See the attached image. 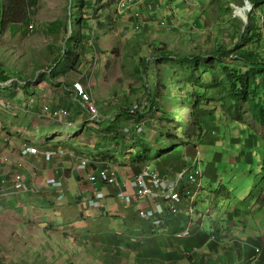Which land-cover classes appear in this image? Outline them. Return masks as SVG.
<instances>
[{"label": "rangeland", "instance_id": "1", "mask_svg": "<svg viewBox=\"0 0 264 264\" xmlns=\"http://www.w3.org/2000/svg\"><path fill=\"white\" fill-rule=\"evenodd\" d=\"M69 1L38 0L30 9L35 25L34 30H28L21 22H15L0 37V76L8 77L10 80L15 78L19 84L0 89V101L5 102L12 110L11 112L0 109L1 133L12 137L14 141H19L20 146L31 143L39 146L45 142L46 132L52 130L56 133L55 137L71 138L69 141L71 144L67 146H71V149L81 152L82 155L96 151L97 149L93 148L96 141L100 142V146L103 145L101 140L103 134L99 130H94V134L88 135V139L86 137L85 140H83L85 138L83 131L91 128L90 126L84 127L83 130L78 127L77 130L83 133L81 135L75 134V131L70 134L77 126L87 125L85 112L77 102L73 88L80 79H85L86 82L87 75L92 73L86 86L92 92L99 108L102 118L101 128L103 120L123 114L126 108L134 105L148 107L149 103L154 102L157 105V111L147 110L142 117L146 124V131L141 137L151 142L158 141L160 144L166 142V146L173 144L182 136L188 140L193 124L190 118L195 109L183 98L174 99L173 80L164 74L165 70H176L177 64H172L168 60L174 59L176 52L206 53L213 50L217 43L231 44L235 27L243 29L239 19H232L235 17V10L231 5L244 7L245 0H167L163 7L156 9L159 19L156 26L153 24L152 17L150 22L153 25L150 26V22L146 24L144 32L134 30L133 14L128 21L126 11L123 16L115 15V6L103 10L102 5H107L106 3L110 0H85L95 5L93 13L88 10V7L83 8V20L88 21L92 18L91 24L98 38L95 58H85L87 61L84 62L82 59L84 54L80 50L75 56L77 61L79 60L76 65L71 62L73 55L66 57L63 63L65 66L61 65L56 75L51 77L57 55V51L53 48L55 45L62 46L70 33ZM228 8L231 9L230 12H227ZM108 21L112 22V28H108ZM161 22L173 23L175 28L160 30L158 26ZM52 25H55L53 32L48 29ZM93 37L94 33L89 40H86L87 46L93 43ZM154 41H158L164 47L167 55H161L154 48L151 53L149 44ZM89 49L90 47L85 51L89 52L88 54H90ZM138 52L140 54L137 56ZM138 57L143 64L138 65ZM143 57L146 61L142 59ZM205 79L210 80L208 75H205ZM155 85L158 90H155ZM30 97L34 102L27 107L30 104L28 103ZM46 106L66 107L70 116L68 119H61L60 122L51 120L50 112L45 109ZM18 111L20 113L17 117L12 116ZM203 114L207 115L206 112ZM170 117L188 125L189 131L182 127L176 131L177 139L169 138L166 135L168 129L177 126L175 122L168 121ZM249 123L252 124L251 121ZM219 124L223 125V122L220 121ZM60 132L62 133L58 134ZM255 132L264 141V128L258 126ZM254 143L255 146L252 149L246 150V153L238 151L237 155L254 154V169L258 171L260 177H263L264 147H261L258 140ZM248 145L249 142H247ZM219 146L224 150V146L219 143L214 145L211 152L220 153ZM175 150L180 151V147ZM191 151L192 149L185 148V156ZM229 151H226V154ZM109 155L116 157L114 153ZM210 160L208 158L203 163V167ZM1 174L2 172L0 188L6 189ZM34 178L36 181V177ZM256 186H264V182ZM17 196L11 195L7 198ZM20 208L0 212V264H51L49 257L44 258L45 243L37 239L36 233L30 232L27 227L28 215L23 211L25 207ZM31 210L39 213L36 209ZM224 220L222 214L221 221L224 222ZM35 221L41 222L38 214ZM209 230L211 233V230L215 231V227Z\"/></svg>", "mask_w": 264, "mask_h": 264}, {"label": "crops", "instance_id": "2", "mask_svg": "<svg viewBox=\"0 0 264 264\" xmlns=\"http://www.w3.org/2000/svg\"><path fill=\"white\" fill-rule=\"evenodd\" d=\"M135 11H140L145 21H149V15H153L146 12L145 7L135 6L127 10L126 20L130 21ZM133 20L134 18L132 22ZM149 24L153 25L151 22ZM30 106L31 104L28 107ZM85 115L87 119L86 112ZM78 127L83 130L88 126L76 128ZM55 134V131L49 130L45 134V142L39 146L31 144L46 151L70 139H60V136L55 137ZM88 135L90 134L85 133L83 140L86 137L88 139ZM19 147L21 148L19 141L3 135L0 130V155L5 157V161L0 164V173L2 172L3 178L15 172L24 173L28 180L31 178L35 181L36 177L35 184L39 192L14 198L3 197L0 200V212L25 207L23 211L28 215L27 227L30 232L37 234L38 240L45 243L44 258L49 257L51 264H251L255 248L260 249L257 264H264V186H254L253 176L245 179L246 175H239L238 178L245 184L227 188L228 179L233 177L226 171L218 173L216 178L209 181L212 186L208 187L206 200L200 197L195 184L191 185L186 179H182L178 189L179 194L183 195L182 213L172 216L166 212L160 217L158 224H153L141 220L139 210L155 208L156 202L163 203L160 197L153 200L144 199L127 207L118 197V189L104 186L98 177L95 184L86 183L80 172L65 174V199L58 201L57 191L43 187L41 181L45 177H55L62 173L61 160L57 158L46 162L42 155L23 158L20 156ZM202 147L204 149L205 145ZM196 148L194 146L192 150ZM219 148L223 151L222 147ZM99 149H102L98 150L99 157L111 152L105 144ZM133 150L126 153H136L139 147ZM205 151L210 152L208 148ZM134 153L121 158L126 159L125 166L111 165L117 171L119 179L126 181L125 191L131 195L134 190L130 187V180L140 169L139 164L129 165L135 157ZM201 157L211 159L207 161L208 164L212 163L211 165L222 163L224 169L238 165L241 161L237 154ZM187 162L189 161L186 157L182 156L177 162L162 166L160 162H147L145 166L142 165L149 167L151 171H160L162 176L169 180H176ZM95 165V171L104 167L98 161ZM253 166L255 167L254 163ZM98 189L107 195L102 208L99 209L92 207L90 203L95 190ZM31 209H36L39 213ZM211 209L214 219L221 220L222 214L225 218L224 222L219 224L217 235L214 234L215 239H211L209 228L195 237L184 236L187 229L194 232L195 225H201ZM36 214L40 223L35 221ZM195 218L196 221L193 222ZM84 220L87 222L86 227L81 226ZM200 238L204 244L199 243ZM224 241L231 242L227 244Z\"/></svg>", "mask_w": 264, "mask_h": 264}, {"label": "trees", "instance_id": "3", "mask_svg": "<svg viewBox=\"0 0 264 264\" xmlns=\"http://www.w3.org/2000/svg\"><path fill=\"white\" fill-rule=\"evenodd\" d=\"M37 1L0 0V37L15 22L23 23L28 30H30L29 26L31 25L33 26L31 30H34L35 25L30 15V9ZM249 1L253 5L255 13L248 16L249 24L245 28L235 27V34L231 37V44L223 45V43H217L213 50L211 49L206 53L176 52L174 59L170 58L168 60L172 64H177L176 70L169 68L171 71L165 70L164 74L173 80L174 99L183 98L187 103L190 102L195 109L190 118L193 124L189 136L190 139L188 138L189 141L183 140L184 137L182 136L179 139L182 141L178 144L174 142L166 146V142L160 144L158 141L151 142L137 139L135 132H132L129 136L124 132L125 126H127L126 121L130 119L128 111H126V113L117 114L104 120L100 132L105 135L102 138L107 147H110V143H114L117 146L122 145L123 148L139 147V150L134 153L133 163L144 165L147 162H154L155 164L160 162L161 166L169 162H177V159L182 158L184 146L187 150L198 146L204 156L212 153H207L208 151L205 150L213 147L217 142H225L226 148H228V151L230 150L228 154H237L238 151L246 153V150H250L255 146V140L261 143L262 148L264 147V141L255 132L258 126L264 128V0ZM69 3L71 9L70 33L66 36L62 46L55 45L53 48L57 51V55L54 59L55 64L50 74L51 77L54 74L56 75V71L61 65H64L66 57L73 55L71 62L76 65L79 61L75 57L77 52L79 53L80 50L81 53L83 52L82 59L86 62L85 58H93L97 51L95 49L98 46V38H96L95 30L91 24L92 18L88 21L83 20V8L88 7V10L93 13L95 5L85 0H70ZM106 4L102 5L103 10L114 7L116 2L115 0H110ZM230 11L231 9L228 8L227 12ZM73 12L75 13L74 15L72 14ZM114 13L117 17L123 16L122 14ZM107 23L108 28L113 27L111 21ZM53 27L55 25L49 27V31L53 32ZM102 27L104 28V26ZM83 28H86L85 32ZM92 33H94V41L87 46L86 40H89ZM88 47H90V54L85 52ZM154 49L161 55H167V51L163 46L155 45ZM205 75L209 76V81L205 79ZM8 79V77L0 76L1 82H5ZM156 89L158 90L157 85H155ZM183 93L184 95L182 96ZM150 105L149 111L152 109L157 111V105L154 102H151ZM146 111L138 112L134 117L135 122L141 123ZM203 112H206L207 115H204ZM168 121L177 124L176 127L173 126V129H168L166 135L169 138L177 139L175 132L182 127L188 130V125L178 122L174 117H170ZM220 121L223 122V125L219 124ZM250 121L252 124L249 123ZM131 130L133 131L134 128H131ZM76 133L80 134L79 132ZM211 135H214V140L208 144V138ZM191 139H196L194 143L197 145H193L192 141L194 140ZM69 141L71 139L64 142L67 143ZM247 142H249L248 146ZM132 143L135 144L132 145ZM206 144L208 145L203 149L202 145ZM179 145L182 150H175ZM97 148L102 150L99 149L100 144H98ZM192 152L193 150L189 156L192 155ZM103 155L104 157L108 155L106 158H111L109 154ZM238 156L241 160L238 165L235 164L225 169L222 163L216 165L218 173L226 171L233 177V180L228 179L227 188L245 184L244 181L238 178L239 175H246V179L250 176L258 177L256 178L257 184L261 182L259 178L264 180V176L260 177L258 171L254 169V154L248 153L247 155ZM206 160L204 157L202 163ZM211 164L206 163L203 167L205 177L209 178L207 181H211L218 175L215 165Z\"/></svg>", "mask_w": 264, "mask_h": 264}, {"label": "clouds", "instance_id": "4", "mask_svg": "<svg viewBox=\"0 0 264 264\" xmlns=\"http://www.w3.org/2000/svg\"><path fill=\"white\" fill-rule=\"evenodd\" d=\"M165 1L167 0H161V1H158L156 5H154L151 9H148L147 6H137V7H142V8H146V12H151L153 15H149V18L151 19L153 17L154 19V22L153 24L156 26L157 24V21L159 20L158 19V12H157V8H160L162 7V5H164ZM116 2V5H115V12L116 14H122L124 15L125 11L127 12L128 9L132 8V7H135V6H131L129 7L128 9L126 10H122V11H118V0H115ZM167 5V4H166ZM235 10V17H233L232 19H239L240 22H242V24L244 25L243 27L245 28L248 24H249V19H248V16L251 15V14H254L255 11H254V7L253 5L250 3L249 0H245L244 2V7L243 5L242 6H234V5H231ZM167 8V7H166ZM240 10L241 11V15H236V10ZM136 14H140V18H137L136 17ZM133 18H134V30L137 31V32H144L145 30V25L148 24L150 22V19L148 22H146L144 20V17H142V14L140 11H135L133 13ZM141 21V22H140ZM139 23H143L142 25V28L140 30H136V27ZM160 30H169V29H173L175 28L173 23L171 24H164V22H161L160 25L158 26ZM151 45L149 48L151 50V53L153 52V48L155 47V45H158L159 47H161L162 45L158 42V41H154L152 44H149ZM161 49V48H159ZM140 54V52L137 53V56ZM144 61H146V59L143 57L142 58ZM138 60L139 62H141L143 64V61H141V58L138 57ZM139 65V64H138ZM141 65V64H140ZM91 75L92 73L88 74L87 77H88V80L85 82V79H80V82H77L76 84L78 83H81L83 84L85 90L90 93L91 97H92V101H94L95 103V106L97 108V111H98V116L95 120H92L90 118V114L89 112L87 111L86 107L83 105V102L80 100L78 94H77V91H76V84L74 85V88H73V91L75 93V96H76V100L77 102L79 103V105L82 107V109L84 110V112H86L87 114V119H86V123H87V126H90L91 128L89 129H86L84 130V134H94V130H99L101 131V121H102V118L100 116V112H99V108L96 104V101L94 100V96L92 94V92L88 89V87L86 86V84H88V81H89V77L91 78ZM85 82V83H84ZM14 85H19L17 80L14 78L12 80L8 79L7 81L5 82H1L0 81V89H4V88H7V87H13ZM34 100L30 98H28V103H33ZM2 103L5 104V106L2 105ZM29 104V105H30ZM27 105V107L29 106ZM150 105V103H149ZM48 108V111L51 113L55 110H59V109H65L67 112H68V116L64 119H68L69 116H70V112L68 110V108L66 107H58V108H52L50 106H46L45 109ZM149 106L148 107H143V106H138V105H134L132 106L131 108H126L124 109V112L123 113H126V111H128V115L130 116V119L127 120V126H125V129H124V132L125 134L127 135H131L132 132H135V135L137 137H141L145 131H146V125H144V121L142 120L141 123H137V122H133V119L135 117V115L138 114L139 111H144V110H148ZM0 109H6V110H11V107L9 105H7L5 102L3 101H0ZM20 111L18 112H15L14 114H12V116H15L17 117L19 115ZM9 114L11 115V113L9 112ZM51 120H54V121H57V122H60V120H57V119H52V118H49ZM104 122V120H103ZM103 124V123H102ZM132 126V127H131ZM0 128H1V124H0ZM131 128H134V130L132 131ZM77 129V128H76ZM73 130L70 132V134L72 132L75 131L76 132H79V131H76ZM80 133V132H79ZM176 133V132H175ZM82 133H80L81 135ZM103 136H105L103 134ZM71 139V138H70ZM101 140L103 141V144H104V139L101 138ZM185 140V139H183ZM189 140V139H188ZM191 140H194V139H191ZM214 140V135H211L209 136L208 138V144L210 142H212ZM180 141L182 140H178L176 141V143L178 144ZM193 143L196 142V139L194 141H192ZM100 142L98 141L96 144H94V148H96L97 150L96 151H92L90 152L89 154H86V155H82L81 152H77L73 149H71L70 147L71 146H67L68 144H70V142L68 143H62L60 145H58L57 147H54L53 149H49V150H46V151H42L40 150L37 146H33L32 144H23L20 148V156L23 157V158H29L30 156H40L42 155L44 160L46 162H52L54 159H60L61 160V163H62V167H61V174H59V176H55V177H45L43 178L41 181L42 184H43V187H50V188H53L57 191V194H58V198L59 200L58 201H63L65 199V183H66V179H65V174L67 172H72V173H75V172H80L82 173V175L84 176V179L87 182L89 183H92V184H95L97 182V177L99 178V180L104 184V186H112V187H115L116 189H118V197L123 200L126 204L127 207H130L132 206L135 202L136 203H139L141 200H144V199H150V200H153V199H157V198H161L163 200V203H158L156 202V207L155 208H152V209H140L139 210V218L141 220H144V221H149L153 224H158L159 223V220H160V217L162 215H164L166 212H168L169 214H171L172 216L174 215H180L182 212H181V205L183 203V195H180L179 194V187L181 186V181L182 179H186L187 182L189 184H195L198 189V193L200 195V197L204 200L207 199V190H208V187H211L212 185L210 184L209 181L206 180V177L204 175V171H203V163H202V160L204 157H201L202 156V153L200 152L199 150V147L198 146H195L197 147L196 149H194L193 151V157L190 158L188 155L185 156V153H184V149H185V146L183 148V156L186 157V159L189 161L187 162V164L184 166V168L181 170L179 176L177 177L176 180H169L171 182H174L176 184V192L178 194V197H179V203L177 205V211L176 212H173L172 209L170 208V206L165 202L164 198L162 196H158V197H155V198H152V197H149V198H138L136 193L138 192V188L136 187H133L132 186V183L134 182L135 178L140 174L142 173L144 170H147L148 172H153L150 170L149 167H143L142 164H139L140 165V169L138 170V173L136 175H134V178H132L130 180V187L133 188L134 192L133 194L131 195L130 193H126V189L124 188V186H126V181L125 180H120L119 177H118V174H117V171L115 169H113L111 167V165H120V166H125L126 165V159H121L122 157H126L127 155H133L134 152H131V153H126V151L128 150H133L132 147H126V149H123V146L122 145H116L114 143H110V147H107L108 149L107 150H110L111 152L110 153H114L116 155V157H111V158H106L104 157V155H102V157H99V151H98V144ZM221 143V142H219ZM219 143H217L216 145H219ZM208 144H206L205 146H207ZM223 146H224V150L222 151V149H219V152L220 153H214L212 152L211 154H207V156L209 157L210 155L213 156V155H223L226 153V151H228V148L226 150V144L225 142L221 143ZM194 145V144H193ZM180 147V145H179ZM193 148V147H192ZM26 149H30V150H35L36 152L33 153L32 151H29L27 154H24V150ZM209 151L211 152V149H214V146L213 147H210L208 148ZM180 150H182V147H180ZM60 151H63L65 152V154H61ZM51 153L52 156L50 158H47V154ZM104 157V158H103ZM87 159L88 160V164L84 167L83 164H82V159ZM5 161V157L0 155V164ZM96 161L100 162L103 164V169L101 170H97L95 171V168L97 167L95 165ZM125 161V162H123ZM219 163V162H218ZM216 163V165L218 164ZM131 164H137V163H130L129 165ZM145 166V165H144ZM216 167V166H215ZM216 169V168H215ZM99 172V174H98ZM108 173V174H113L116 176L117 180L120 182V186H116V185H111V184H106L104 182V179L102 178V173ZM158 172V171H156ZM216 172L218 173V170L216 169ZM159 175L162 177V178H165L162 176L161 172L159 171L158 172ZM16 175H21L24 180H25V185L27 187V190L26 191H17L16 193H12V187H11V181L13 180V178L16 176ZM63 175V176H62ZM9 177V178H8ZM256 178L258 177H255V179L253 180V184L256 185L257 184V181H256ZM167 179V178H165ZM246 179V178H245ZM261 180L260 183H262L264 180L259 178ZM2 181L4 182V186L6 187V189H3V188H0V199H2L3 197H9L11 195H24V194H29V193H34V194H38L39 192V188L36 186L35 184V181L34 179H31L28 180L27 176L24 174V173H21V172H15L13 175L11 176H7V177H4L2 179ZM242 181V180H241ZM33 183V184H32ZM156 192H159L158 189H154ZM100 192H104L103 190H95V195L93 197V199L91 200V206L94 207V208H102V204L103 202L107 199V195L105 193V198L103 200L100 201V204L99 206H94V201L97 200V195L98 193ZM201 193H204V195H201ZM121 194H124L126 196H129V198L131 199L132 201V204H127L125 199L122 198ZM133 196V197H132ZM134 197H135V200H134ZM154 202V201H153ZM192 205V204H191ZM193 207V205H192ZM144 211V212H154L155 214V218L154 219H144L141 217V212ZM193 222L196 221V218L192 220ZM221 223V220H216L214 219V216H213V210L211 209L210 212H208V214L206 215V218H205V221L201 224V225H195V231L192 232V230L190 231L189 229H187L185 232H184V236H188V237H195L199 234L202 233V231L204 230H207L208 228H214L215 227V231H212L211 230V239H215V235H217V229H218V225ZM81 226L82 227H86L87 226V222L84 220L82 221L81 223ZM215 234V235H214ZM199 243L200 244H204V241L200 238L199 239ZM254 258L252 259L251 261V264H257V258L259 256V253H260V249L259 248H255L254 251Z\"/></svg>", "mask_w": 264, "mask_h": 264}, {"label": "built area", "instance_id": "5", "mask_svg": "<svg viewBox=\"0 0 264 264\" xmlns=\"http://www.w3.org/2000/svg\"><path fill=\"white\" fill-rule=\"evenodd\" d=\"M158 1L161 0H118V11L126 10L131 6H147L148 9H151L154 5L157 4ZM137 18H140V14H136ZM141 22V21H140ZM143 23H139L136 27V30H140L142 28ZM33 26L30 25V29ZM139 65L141 62L138 63ZM77 94L80 100L83 102V105L86 107L87 111L90 114V118L95 120L98 116V111L95 106L94 101H92V97L90 93H88L83 84L78 83L75 86ZM5 106L4 103H2ZM48 110V108H46ZM68 116V112L65 109L55 110L50 113V118L61 120ZM29 151L35 153V150L26 149L24 150V154H27ZM61 154H65V152L60 151ZM52 156L51 153L47 154V158ZM82 164L85 167L88 164L87 159H82ZM102 178L106 184L120 186V182L117 180L116 176L113 174H108L106 172L102 173ZM133 187L138 188V192L136 193L138 198H155L158 196H162L165 202L170 206L173 212L177 211V205L179 203V197L176 192V184L174 182L169 181L168 179L162 178L158 172H148L144 170L140 173L132 183ZM12 193H16L17 191H26L27 187L25 185V180L21 175H16L11 181ZM154 189H158L159 192H156ZM122 198L125 199L127 204H132L129 196L121 194ZM105 198V193L100 192L97 195V200L94 201V206H99L100 201ZM141 217L144 219H154V212H141Z\"/></svg>", "mask_w": 264, "mask_h": 264}, {"label": "bare ground", "instance_id": "6", "mask_svg": "<svg viewBox=\"0 0 264 264\" xmlns=\"http://www.w3.org/2000/svg\"><path fill=\"white\" fill-rule=\"evenodd\" d=\"M236 15H241V11L240 10H236ZM160 200V199H159ZM160 202H161V200H160Z\"/></svg>", "mask_w": 264, "mask_h": 264}]
</instances>
